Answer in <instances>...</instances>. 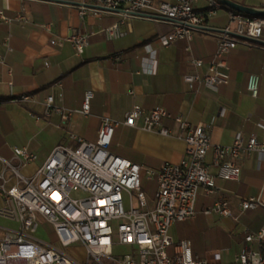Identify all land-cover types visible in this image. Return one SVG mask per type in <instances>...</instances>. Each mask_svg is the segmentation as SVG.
Listing matches in <instances>:
<instances>
[{
	"label": "crops",
	"instance_id": "crops-1",
	"mask_svg": "<svg viewBox=\"0 0 264 264\" xmlns=\"http://www.w3.org/2000/svg\"><path fill=\"white\" fill-rule=\"evenodd\" d=\"M175 4L178 0H161ZM240 5L264 9V0H231ZM60 0H0V11L14 19L23 15L27 22L0 23V158L18 164L12 148L26 149L36 159L20 167L25 178L36 173L53 149L59 145L75 147L77 140L95 143L100 119L107 115L120 122L115 128L109 151L143 168L158 170L165 162L178 163L186 157V144L172 120L162 125L171 130L163 136L143 128L142 118L133 127L122 124L134 106L147 112L160 107L172 116L184 118L189 128L208 130L211 144L228 146L237 138L254 136L264 142V42L239 38L236 48L226 57L229 82L212 92L200 83L192 88L184 81L189 73L203 75L217 49L216 34L229 23L224 7L207 18L201 31L190 42L178 40L161 44L172 26L143 18L120 22L113 14L81 15L78 5H63ZM206 0L196 7L204 9ZM119 24V36L109 40L103 30ZM73 34L88 35V46L76 56L65 39ZM55 42V43H53ZM119 54V61L113 57ZM192 59L204 64L195 69ZM248 74L259 75V92L252 98L244 89ZM61 84L58 87L57 83ZM86 92H92L89 114L73 113L66 120L55 110H79ZM61 96V98L58 97ZM28 96L25 102L16 101ZM53 96L46 114L44 101ZM38 119H36V118ZM213 152L205 165L215 176ZM238 180H216L212 195L200 189L195 202V217L176 222L170 229L173 242L188 240L195 257L205 258L218 251L223 264H234L244 251L260 252L264 257V153L252 152L237 161ZM10 176L8 187L15 183ZM149 201L156 187L155 181ZM260 197L262 206L241 211L238 198ZM216 201H226L231 216L203 212ZM3 200L0 198V209ZM41 230L50 243L59 245L52 227L41 218ZM19 224L0 216V239L17 231ZM263 231L261 240L246 242L249 234ZM39 240L40 237L36 236ZM42 241V240H41ZM57 247H60L57 246ZM67 250V252H66ZM84 263L87 253L80 246L64 249ZM172 254V249H168ZM121 255V254H119ZM106 264L108 260L103 259Z\"/></svg>",
	"mask_w": 264,
	"mask_h": 264
},
{
	"label": "built area",
	"instance_id": "built-area-1",
	"mask_svg": "<svg viewBox=\"0 0 264 264\" xmlns=\"http://www.w3.org/2000/svg\"><path fill=\"white\" fill-rule=\"evenodd\" d=\"M206 1L204 9L196 7L198 0H178L175 4L161 0H60L59 3L78 5L81 15L90 11L95 15H117L120 22L143 18L167 23L172 30L161 38V44L169 46L178 40L190 42L195 33L203 29L205 20L223 8L215 0ZM13 21L27 22L23 15L12 19L0 11V23ZM102 32L107 39H115L119 36V24ZM88 38V35L73 34L65 40L71 44L75 55L81 56L88 46ZM239 38L264 42V17L230 12L228 25L216 34L217 49L206 72L184 76L189 88L197 82L217 92L227 85L229 74L225 57L236 48ZM113 59L119 61V54ZM0 62H3L2 56ZM203 64L201 59L191 60L195 69ZM259 79L257 74H248L245 78L244 89L252 98L258 96ZM57 85L61 87L59 82ZM92 97V92H86L79 110L60 107L55 110L63 114L64 120L73 113L87 115ZM29 99L20 96L16 101ZM53 102V96L46 97V114ZM139 118L145 130L163 136H170L171 130L164 127L162 121L172 120L186 144V157L178 163L165 162L160 169L153 170L113 154L109 146L120 122L104 115L95 143L78 139L75 147H55L31 178L22 176L20 167L33 162L34 154L12 148L17 165L0 158V198L3 200L0 216L19 224L17 231L6 233L0 239V264H106L103 259L108 260V264H223L216 250L205 258L195 257L190 241L173 242L170 229L176 222L195 217L200 189L212 195L217 179L238 180L240 167L236 161L252 152L264 153V142L251 136L247 140L237 138L228 146L213 145L206 128L191 129L184 118L172 116L160 107L145 112L134 106L125 114L122 124L133 127ZM210 151L214 156L215 176L208 173L205 165ZM142 171L148 181L156 184L150 201L142 189ZM6 172L15 178L10 187L11 177ZM123 194L127 196L126 206ZM238 205L241 211H247L262 206V202L260 197L238 198ZM203 213L231 216L226 201H216ZM39 218L52 227L60 247L35 236ZM262 236L263 231L249 234L245 240H261ZM72 246L84 248L87 253L84 263L64 251ZM115 246L127 248V252L115 255ZM169 248L172 254L168 253ZM234 264H264V257L260 252L244 251L236 255Z\"/></svg>",
	"mask_w": 264,
	"mask_h": 264
},
{
	"label": "water",
	"instance_id": "water-1",
	"mask_svg": "<svg viewBox=\"0 0 264 264\" xmlns=\"http://www.w3.org/2000/svg\"><path fill=\"white\" fill-rule=\"evenodd\" d=\"M215 1L220 3L223 7L229 8L234 12L245 16L264 17V9L243 6L231 0H215Z\"/></svg>",
	"mask_w": 264,
	"mask_h": 264
},
{
	"label": "rangeland",
	"instance_id": "rangeland-1",
	"mask_svg": "<svg viewBox=\"0 0 264 264\" xmlns=\"http://www.w3.org/2000/svg\"><path fill=\"white\" fill-rule=\"evenodd\" d=\"M141 184H142L143 191L144 192L148 191L150 193V191L152 190V184L147 180V176H146V173L144 171L141 172ZM72 196L75 197V196H77V194H73ZM123 202H124V205L126 206L127 205V196L125 194H123ZM36 236H39L43 242L49 241L48 238L43 233H41V230L38 232V234H36ZM56 245L59 246L58 244H56ZM66 252H67V250H66ZM125 252H127V248H124L121 246H115L113 249V253L115 255L123 254Z\"/></svg>",
	"mask_w": 264,
	"mask_h": 264
},
{
	"label": "trees",
	"instance_id": "trees-1",
	"mask_svg": "<svg viewBox=\"0 0 264 264\" xmlns=\"http://www.w3.org/2000/svg\"><path fill=\"white\" fill-rule=\"evenodd\" d=\"M226 10H228L229 12H234L233 10L229 9V8H226L224 7Z\"/></svg>",
	"mask_w": 264,
	"mask_h": 264
}]
</instances>
